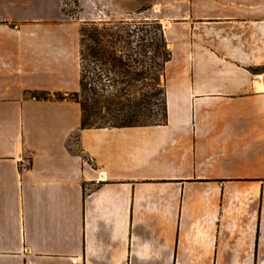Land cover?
Segmentation results:
<instances>
[{
	"label": "crops",
	"instance_id": "0c3cea01",
	"mask_svg": "<svg viewBox=\"0 0 264 264\" xmlns=\"http://www.w3.org/2000/svg\"><path fill=\"white\" fill-rule=\"evenodd\" d=\"M65 2L0 0V264H264V0L168 40L162 122L90 128L82 26L141 0Z\"/></svg>",
	"mask_w": 264,
	"mask_h": 264
},
{
	"label": "rangeland",
	"instance_id": "374dc122",
	"mask_svg": "<svg viewBox=\"0 0 264 264\" xmlns=\"http://www.w3.org/2000/svg\"><path fill=\"white\" fill-rule=\"evenodd\" d=\"M66 12L76 17L79 11V0H66ZM134 12L132 17L126 21H139V20H158L162 24L165 31L167 40H210L204 45H199L200 48H215L216 40H229V28H217V23L214 19V2L201 5L199 0H141L138 5L132 2L130 5ZM136 7V8H135ZM114 14L115 8L113 6L106 7ZM201 9V10H200ZM191 10H194L191 16ZM202 13V14H201ZM202 15L207 19H199ZM123 19H111L109 21L90 22L82 26L85 30L84 40H96L97 34L106 33V36H98L99 40H115L108 36L107 32L112 30L119 32L124 26L110 23H120ZM135 25L130 26L134 29ZM156 28H154V32ZM136 40V39H133ZM90 44H94L90 41ZM197 47V46H195ZM88 69L87 82L88 90L80 92L79 98L82 101H87L93 110L97 113L91 118V121L97 125H116L121 123H159L165 119V76L161 75L160 82L154 81V96L150 97V103L146 108L145 114L133 117V119L125 120L123 117L125 113L134 112L136 101L140 99V92L144 89L141 82L133 81L130 85L121 83L122 75L111 71L108 65H101L95 59L90 58L86 63ZM140 69L141 67L138 66ZM125 90L130 94L131 102H128L123 97L126 105L124 111L118 110L116 106L108 104L104 99L109 96L115 89ZM96 92V94H95ZM103 94V97L100 96ZM108 99V98H107ZM130 103V104H128ZM134 114V113H132Z\"/></svg>",
	"mask_w": 264,
	"mask_h": 264
},
{
	"label": "trees",
	"instance_id": "16d2710c",
	"mask_svg": "<svg viewBox=\"0 0 264 264\" xmlns=\"http://www.w3.org/2000/svg\"><path fill=\"white\" fill-rule=\"evenodd\" d=\"M111 22V21H109ZM118 26H124L119 32L109 30L108 36L115 40H99L98 36H106V33L97 34L96 40H84L85 30L81 29V89L79 92L71 94V98L78 101L82 106L83 117L82 127H102L107 125H97L91 121V118L97 113L87 101L79 98L80 92L87 91V72L86 63L90 58L95 59L101 65H108L111 71L122 75L121 83L130 85L133 81L141 82L144 89L140 92V99L136 101L134 114L131 112L123 114L125 120L141 116L147 113L145 110L150 103V97L154 96V81L160 82L161 75L165 74L166 64L172 59V50L168 46V40L162 24L158 20H139L126 21L120 23H110ZM137 26L134 29L130 26ZM154 28L156 31L154 32ZM136 39V40H133ZM93 41L94 44H90ZM138 66L141 68L139 69ZM96 94V92H95ZM35 96L43 97L44 94L35 93ZM103 97V94H100ZM59 98L63 96L59 94ZM130 100V94L125 90L111 92L106 99L108 104L116 106L118 110L124 111L126 107L125 100ZM108 98V99H107ZM130 104V103H128ZM129 107V105H127ZM166 106V102H165ZM165 118L167 117V106L165 109ZM143 113V114H141ZM145 125L144 123H121L113 126H131Z\"/></svg>",
	"mask_w": 264,
	"mask_h": 264
},
{
	"label": "built area",
	"instance_id": "2783aa9c",
	"mask_svg": "<svg viewBox=\"0 0 264 264\" xmlns=\"http://www.w3.org/2000/svg\"><path fill=\"white\" fill-rule=\"evenodd\" d=\"M24 162H25V165L23 166V169L25 170L31 165V158H26Z\"/></svg>",
	"mask_w": 264,
	"mask_h": 264
}]
</instances>
